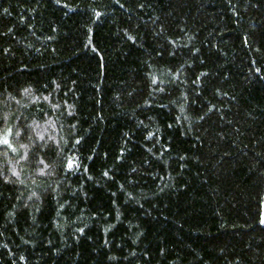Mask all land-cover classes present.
<instances>
[{
	"label": "trees",
	"instance_id": "obj_1",
	"mask_svg": "<svg viewBox=\"0 0 264 264\" xmlns=\"http://www.w3.org/2000/svg\"><path fill=\"white\" fill-rule=\"evenodd\" d=\"M0 264H264V0H0Z\"/></svg>",
	"mask_w": 264,
	"mask_h": 264
},
{
	"label": "snow or ice",
	"instance_id": "obj_2",
	"mask_svg": "<svg viewBox=\"0 0 264 264\" xmlns=\"http://www.w3.org/2000/svg\"><path fill=\"white\" fill-rule=\"evenodd\" d=\"M2 143L5 144V145H9V146H11V145L9 144V140H8L6 137L3 138Z\"/></svg>",
	"mask_w": 264,
	"mask_h": 264
}]
</instances>
